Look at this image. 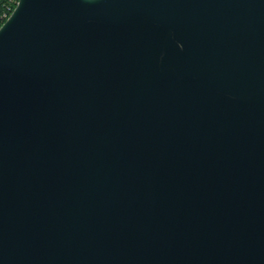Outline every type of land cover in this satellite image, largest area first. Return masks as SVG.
I'll return each instance as SVG.
<instances>
[{
	"label": "water",
	"instance_id": "obj_1",
	"mask_svg": "<svg viewBox=\"0 0 264 264\" xmlns=\"http://www.w3.org/2000/svg\"><path fill=\"white\" fill-rule=\"evenodd\" d=\"M0 264H264V0H20Z\"/></svg>",
	"mask_w": 264,
	"mask_h": 264
},
{
	"label": "trees",
	"instance_id": "obj_2",
	"mask_svg": "<svg viewBox=\"0 0 264 264\" xmlns=\"http://www.w3.org/2000/svg\"><path fill=\"white\" fill-rule=\"evenodd\" d=\"M20 0H0V29L14 13Z\"/></svg>",
	"mask_w": 264,
	"mask_h": 264
}]
</instances>
